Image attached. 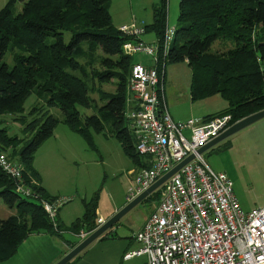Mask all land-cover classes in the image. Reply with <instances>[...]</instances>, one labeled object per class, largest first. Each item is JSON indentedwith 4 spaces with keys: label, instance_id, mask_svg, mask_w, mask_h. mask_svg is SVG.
<instances>
[{
    "label": "trees",
    "instance_id": "1",
    "mask_svg": "<svg viewBox=\"0 0 264 264\" xmlns=\"http://www.w3.org/2000/svg\"><path fill=\"white\" fill-rule=\"evenodd\" d=\"M108 7L109 0H7L0 8V116L19 114L14 118L25 123L27 136L20 139L0 128V151L23 166V179L34 192L30 196L16 192V181L0 167V200L18 212L0 217V262L13 256L30 234L62 237L65 231L78 235L97 227L95 197L83 203V214L69 225L57 216L51 221L43 208V201L56 198L40 184L32 159L59 123L50 108H58L63 122L86 140L89 130L114 136L136 167L144 165L125 117L136 62L122 45L133 37L114 26ZM177 20L164 65L186 62L191 101L219 95L226 102L203 120L230 114L232 124L264 109V0H179ZM166 23V0H158L145 32L153 31L161 41ZM217 40L226 49L212 51ZM8 50L11 67L3 61ZM105 83H112L114 90H105ZM32 93L41 104L35 103L30 111L34 118L26 122L20 114ZM77 106L93 107L94 112L81 115ZM149 197L157 200L158 190ZM78 241L64 240L70 248Z\"/></svg>",
    "mask_w": 264,
    "mask_h": 264
},
{
    "label": "built area",
    "instance_id": "2",
    "mask_svg": "<svg viewBox=\"0 0 264 264\" xmlns=\"http://www.w3.org/2000/svg\"><path fill=\"white\" fill-rule=\"evenodd\" d=\"M144 25L141 21L118 28L133 37L123 43V52L148 56L152 63H134L128 82L125 117L135 139V152L144 158V165L131 173L133 183L126 202L183 159L193 157L156 189L154 208L132 236L138 247L126 250L122 259L145 256L146 264H264V205L243 210L231 180L213 170L198 153L200 147L231 125V115L208 120L172 119L163 73L175 28L166 24L162 40L149 43L140 38ZM0 167L16 181V192L34 194L23 179V166L3 151ZM61 203L59 198L42 202L51 221ZM103 222L97 218V227ZM87 234L80 231L76 236L82 239Z\"/></svg>",
    "mask_w": 264,
    "mask_h": 264
},
{
    "label": "rangeland",
    "instance_id": "3",
    "mask_svg": "<svg viewBox=\"0 0 264 264\" xmlns=\"http://www.w3.org/2000/svg\"><path fill=\"white\" fill-rule=\"evenodd\" d=\"M6 1H0V8ZM157 2L158 0H109L108 9L112 15V23L116 28L123 25L130 26L133 22L140 24L141 21L149 25L153 20V5ZM15 9L16 12L20 11V2H17ZM129 9L130 19L128 22L131 21L130 23L124 21L125 14L127 11L129 13ZM178 11L179 0H166L167 25H177ZM132 17L134 19H131ZM144 27L146 29V25ZM145 33L147 36L153 31L148 30ZM223 45L217 40L211 45V50H224L226 46ZM135 56L133 55L132 58L135 59ZM3 61L10 67L13 65L9 50L5 52ZM171 66H175L172 72L169 71ZM165 67L167 99H169V94L176 97L174 103L168 100V108L186 112L189 104L200 100L191 101L190 96L188 97L189 67L183 62L167 63ZM102 87L108 91L114 90L112 83H105ZM92 97L96 99L98 105L101 104L96 94H93ZM209 100V103L205 104L207 107L225 103V100L218 95ZM35 103L41 104L35 93H32L25 100L23 111L20 114L25 116L26 122L34 118L30 111ZM77 108L81 115H90L94 112L93 107L77 106ZM50 113L59 118V123L54 129L53 135L41 143L34 152L32 166L39 174L48 194L62 200L58 207L57 219L64 225H69L83 214V203L90 201L93 197L97 201V218L108 219L114 214L111 212L113 204L124 203V206L127 203L126 195L133 183L130 171L136 170L135 163L125 154L120 142L114 136L89 130L90 140H86L63 122V115L58 108H50ZM18 115L4 114L0 116V128L6 127L10 135H16L20 139L27 138L23 133L25 123L14 118ZM257 121L223 138L202 153L204 160L212 169L223 172L231 180L236 198L242 208L246 210L255 207L253 204L264 197V186L257 183L259 173L255 171L256 165L260 168L264 164V141H258L254 130V126H256L254 124ZM156 201L155 197H149L127 211L111 229L102 235L107 236L112 233L114 239L105 238L100 242L98 239L95 240L94 251L102 248L109 240L127 242L143 218L148 216L154 208ZM17 213L16 208H9L0 200L1 218ZM72 235L65 231L63 239H59V241H78L79 238ZM28 247L29 245L26 243L20 253ZM137 247L136 243L134 248Z\"/></svg>",
    "mask_w": 264,
    "mask_h": 264
},
{
    "label": "crops",
    "instance_id": "4",
    "mask_svg": "<svg viewBox=\"0 0 264 264\" xmlns=\"http://www.w3.org/2000/svg\"><path fill=\"white\" fill-rule=\"evenodd\" d=\"M0 1L4 2V0H0ZM129 14H130V9H129V13L127 11V14H125V19H124L125 22L129 21V19H130ZM111 17H112V15H111ZM131 19H134V18L132 17ZM130 22H128V23H130ZM123 24H126V23H123ZM144 24L147 25V23H145V22H144ZM145 34L146 33L144 32V34L140 37L143 41L149 42V43L156 41V35L154 32L151 34H148L147 36H145ZM135 55H136L135 59H134L135 62H140L144 65H152L151 60H150V58H148V56H144L142 54H135ZM183 63L186 64V62H183ZM174 69H175V66H171L169 71L172 72ZM189 71H190V69H189ZM165 75H166V67H165ZM165 75H164V85H165ZM189 85H190V82H189ZM164 93H165V100H166L167 108H168V100H169V102L174 103V102H176V99H175L176 97L171 96V94H169V99H167L165 89H164ZM189 96L190 95H189V88H188V97ZM213 97H215V95H213L211 97L200 99L199 102L197 101L196 103L192 102L191 104H189L188 111H186V112H184V110H182V111L169 110V108H168V112H169L170 116L172 117V119L175 121H183V120H186L189 118L203 120V118L205 116L212 114V113H215V112L223 109L226 106V102L222 105H217V106L212 105V107L205 106V104L209 103V101H210L209 99H211ZM254 125H256V126H254V130L258 136V141L259 142L261 140L264 141V117L261 118L259 121H257L256 124H254ZM136 168H138V167H136ZM132 171H134V169H132ZM132 171H130V175H132L131 174ZM255 171H257L259 173L258 177H257L258 179L256 178L257 183L264 186V164H262V166L260 168H259V166L256 165ZM40 184L46 190V187L42 184L41 179H40ZM123 204L124 203H119V205L113 204V206L111 208V212H116L119 208H121V206H123ZM239 204H240V202H239ZM253 205L255 206L253 208L264 205V197L262 199H260L259 201H257V203H254ZM240 206H241V204H240ZM241 208H242V206H241ZM242 209L245 211L251 210V209L246 210L244 208H242ZM58 213H59V209H58ZM58 213H57V218H58ZM146 217L147 216H145L143 218V220H142V222L138 228H140L141 225L144 223ZM61 223L64 224L63 222H61ZM74 236L77 237L76 235H74ZM105 238L114 239L113 237H110V235H107V236L104 235V236L98 237L97 239L100 242L101 240H103ZM59 239H63V236L58 237L57 235H51V234L43 233V232L30 234L18 246L16 253L13 256H11L10 258H8L4 261H1L0 264H54L69 249H71L70 247H68L67 243L64 242V240H62V242H60ZM94 241L91 242L86 248H84L72 260H70L69 261V262H71L70 264H146V257L145 256L134 257V258H132L130 260H126V261L122 259V256H123V253L125 252V250L135 249L134 247H136V242L133 240L132 236L130 237V239L127 242L126 241L117 242L116 240H111V241L109 240L108 242H105L104 246L102 248H99V250H97V251H94V249H95L94 247L96 245V244H93V243H95ZM26 243H28L29 247L24 248V250H22V252L20 253L21 248L24 247V245Z\"/></svg>",
    "mask_w": 264,
    "mask_h": 264
},
{
    "label": "water",
    "instance_id": "5",
    "mask_svg": "<svg viewBox=\"0 0 264 264\" xmlns=\"http://www.w3.org/2000/svg\"><path fill=\"white\" fill-rule=\"evenodd\" d=\"M264 117V109L259 110L255 113L249 114L236 122L232 123L228 126L224 131H222L217 137L210 140L204 146L200 147L198 153H203L206 149L217 143L218 141L226 138L227 136L239 131L240 129L250 125L251 123L261 119ZM193 156L189 155L181 162L176 164L173 168H171L168 172L159 177L153 184H151L148 188L143 190L141 193L136 195L132 200L127 202L124 206L119 208L114 214L108 219L104 220V222L96 227L93 231L89 232L84 238L79 239V241L69 249L57 262L54 264H66L70 260H72L76 255H78L84 248H86L91 242L96 240L98 237H101L106 231L111 229L117 221L123 216L127 211H129L132 207H134L139 202L145 200L149 195L156 191L157 188L161 186V184L169 178L173 173H175L181 166L187 163Z\"/></svg>",
    "mask_w": 264,
    "mask_h": 264
}]
</instances>
